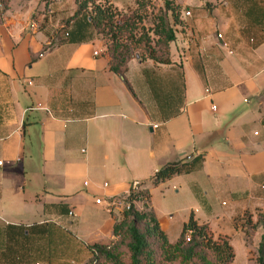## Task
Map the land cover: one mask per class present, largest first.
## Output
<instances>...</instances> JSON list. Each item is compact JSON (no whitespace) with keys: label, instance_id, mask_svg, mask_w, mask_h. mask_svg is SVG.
<instances>
[{"label":"crops","instance_id":"crops-1","mask_svg":"<svg viewBox=\"0 0 264 264\" xmlns=\"http://www.w3.org/2000/svg\"><path fill=\"white\" fill-rule=\"evenodd\" d=\"M170 2L168 61L134 51L121 73L75 0L0 2V264H86L89 244L112 236L106 201L132 180L164 232L153 189L170 186L185 211L174 239L192 210L227 236L233 264L245 239L235 217L264 208V0ZM196 153L200 168L150 183Z\"/></svg>","mask_w":264,"mask_h":264},{"label":"trees","instance_id":"trees-1","mask_svg":"<svg viewBox=\"0 0 264 264\" xmlns=\"http://www.w3.org/2000/svg\"><path fill=\"white\" fill-rule=\"evenodd\" d=\"M0 2L5 5L6 0H0ZM134 2L137 6L140 4L139 0ZM175 7L176 5L170 0H163V14L157 20L159 26L156 31L158 35L155 41L156 50L149 45L148 36L143 30H134L136 22L131 14L126 15L124 20L116 18L119 13L121 16V12L111 0H104L102 3L94 0H75L73 14L83 10L87 12L85 16L89 18L95 31L105 37L102 42L108 68L121 73L127 59L134 51L138 53L139 58L148 57L158 62L168 61V41L174 35L170 19L171 17L173 19L175 15ZM202 159L200 153L190 157L186 154L176 156L160 165L149 181L151 184H157L174 174L198 169L202 165ZM137 182L142 184L143 180H137ZM127 198L130 200V206L122 213V218L129 217L125 225L127 260H121L108 241L92 242L89 244L90 256L87 259L90 263L94 264L98 256H104L110 264H160L162 260L174 258H178L184 264H229L232 260L234 251L227 236L218 234L213 238L206 222L194 217L192 210L183 222L177 238L169 242L149 204L148 188L140 186L137 191H130ZM140 198L146 199L143 205L148 207L147 210L132 207V202ZM257 212L256 221H260L264 226V208ZM123 222L124 220L120 224ZM138 222H143V228L138 226ZM117 226L113 221L111 225L113 235L117 232ZM186 229H190L187 239L184 238ZM206 251L210 252L211 259L206 258ZM256 251L255 264H264V233L260 235Z\"/></svg>","mask_w":264,"mask_h":264},{"label":"rangeland","instance_id":"rangeland-1","mask_svg":"<svg viewBox=\"0 0 264 264\" xmlns=\"http://www.w3.org/2000/svg\"><path fill=\"white\" fill-rule=\"evenodd\" d=\"M94 1L98 3L99 2L102 3V1L104 0H94ZM139 2L140 4H138V6L134 2V4H132L131 6H127L124 9H120L121 16L119 15L120 14L119 13L117 14L116 18L119 17L121 18V20H124L126 15L131 14V16L134 17L136 22V28L134 30H139V29L143 30L148 36L149 45L153 46V48L155 49L156 46L155 41L158 38L156 31H158V26H159L157 24V20L158 17L162 16L163 14V0H139ZM96 33L102 39V41H104L105 37L99 32ZM131 54L133 55L134 52H132ZM168 187L169 189L166 188V183H163L155 187L153 189V201L156 203L158 207V211L163 217L162 224L164 225L165 235L169 240H173L175 238V233L178 231L181 224L180 217L183 215L185 211L181 208L182 203L178 199L177 194L171 191L172 188L170 186ZM220 199L226 200V196L221 195L216 198V205L219 208H224L225 205H221L219 203ZM144 201L146 202V199H141V198L137 199L134 202H132V207L138 210L141 209L147 210L148 207L143 205ZM128 208H125L124 206H119L116 209L117 211L114 212L113 221L118 225L117 232L114 235L112 234V236L108 240V243L113 247L115 252L118 254V257L124 261L127 260V256H128V249L125 244V241L127 239V230L125 228L126 227L125 225L128 223L129 217L127 216L125 218H122L123 216L122 213L124 209H128ZM256 213L258 214V212ZM165 218L167 221L165 220ZM235 219L238 225H240V228H242L245 235V239L242 241L240 238H238L236 242H234L235 257L233 264H244L245 260H246V264H255L257 244L252 242L248 243L249 242L248 240L251 237V234L253 233V230L255 229L256 225L261 224V222L256 221V218L255 219L250 218V213L247 211H245L240 217L239 216L235 217ZM122 220H124V222L120 224ZM138 226L140 228H143L144 226L143 222H138ZM184 238L185 239L189 238V233L187 234L186 231L184 233ZM243 245L247 246L248 248L246 253L247 259L244 257V253L242 252ZM206 258L211 259V254L209 251H206ZM86 264H92V263H90L89 260H87ZM94 264H110V262L104 256H98ZM160 264H184V263L179 261L178 258H174L172 260H162Z\"/></svg>","mask_w":264,"mask_h":264},{"label":"built area","instance_id":"built-area-1","mask_svg":"<svg viewBox=\"0 0 264 264\" xmlns=\"http://www.w3.org/2000/svg\"><path fill=\"white\" fill-rule=\"evenodd\" d=\"M184 14H188L189 11L188 9L183 11ZM216 37L219 39V42L222 46L227 48L228 52H231L232 49L230 47H228V42L227 40L224 38L223 34L221 31H216L215 32ZM97 50H93V53H96ZM41 54V53H40ZM156 123H152V126H155ZM86 182V181H85ZM106 182H103V184H105ZM140 188V184H138L137 180H132L129 184V188L128 191L126 193V195L124 196H115L110 198L109 200L106 201V209L107 210H111L112 207H114L115 209H117L119 206H124L125 208H128L130 206V200L129 198H127V194L130 191H137ZM102 198L100 197H95V201L96 202H101ZM134 201V200H133ZM69 214H72L71 210H68ZM190 232V229H186V233L188 234Z\"/></svg>","mask_w":264,"mask_h":264}]
</instances>
